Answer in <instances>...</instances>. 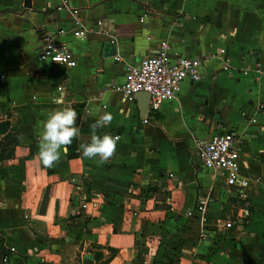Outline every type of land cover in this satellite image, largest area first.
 I'll use <instances>...</instances> for the list:
<instances>
[{"label":"crops","instance_id":"obj_1","mask_svg":"<svg viewBox=\"0 0 264 264\" xmlns=\"http://www.w3.org/2000/svg\"><path fill=\"white\" fill-rule=\"evenodd\" d=\"M23 1L0 0V120L17 138L0 162L8 264H82L85 254L91 264H264V0ZM160 39L201 58L203 76L142 123L135 101L122 103L113 87ZM47 40L74 66L38 60ZM65 106L78 112V154L62 150L48 168L42 125ZM105 112L113 119L97 134L120 140L99 164L79 146ZM222 131L234 134L245 205L198 157L197 143ZM94 192L98 206L81 209ZM198 197L205 223L184 215Z\"/></svg>","mask_w":264,"mask_h":264},{"label":"built area","instance_id":"obj_2","mask_svg":"<svg viewBox=\"0 0 264 264\" xmlns=\"http://www.w3.org/2000/svg\"><path fill=\"white\" fill-rule=\"evenodd\" d=\"M59 7L57 6V8ZM55 33H62V29L57 28ZM74 36H82V31L74 32ZM114 59L118 60V57L115 56ZM38 60L66 67H73L75 64L72 56L65 51L63 46L51 40H47L38 52ZM202 63L201 58L172 52L170 44L166 40L160 39L157 42L155 53L141 58L135 64L126 65L123 82L114 86L113 90L118 92L122 103L131 101L132 94L135 92L147 93V106L141 118V122L146 123L149 116L158 111L161 102L174 98L182 82H195L202 78ZM55 92L54 103L57 99H62V83L56 86ZM259 108H264V102L259 104ZM248 121L254 122L250 117ZM234 143L235 138L231 131L217 132L209 136L208 139L197 143V153L202 166L212 173L220 174L226 186L233 190L235 197L242 200L245 205L248 183L237 174L240 158ZM168 175L171 176V174ZM100 198L101 193L94 192L79 207L82 209L86 205H90L95 208L98 206ZM206 201V198L198 197L193 208L187 209L184 215L205 223ZM225 225L228 226L229 223H225ZM0 250V264H8V257L15 252L14 248L0 242Z\"/></svg>","mask_w":264,"mask_h":264},{"label":"clouds","instance_id":"obj_3","mask_svg":"<svg viewBox=\"0 0 264 264\" xmlns=\"http://www.w3.org/2000/svg\"><path fill=\"white\" fill-rule=\"evenodd\" d=\"M62 104V99L55 101ZM77 112L70 106L57 108L48 113L43 122L38 145V156L43 166L52 168L61 159V152L67 151V147L80 135V129L76 127ZM113 117L105 112L92 125L90 142L80 144L82 155L87 159H97V163H106L114 154L119 136L109 133L97 134L96 129L103 128L111 123Z\"/></svg>","mask_w":264,"mask_h":264},{"label":"trees","instance_id":"obj_4","mask_svg":"<svg viewBox=\"0 0 264 264\" xmlns=\"http://www.w3.org/2000/svg\"><path fill=\"white\" fill-rule=\"evenodd\" d=\"M76 127H78V112ZM16 144V135L9 130L8 122L6 120H0V162L10 159L13 156V150ZM65 154L67 158H74L77 156V138H75L67 147V151L65 152Z\"/></svg>","mask_w":264,"mask_h":264},{"label":"water","instance_id":"obj_5","mask_svg":"<svg viewBox=\"0 0 264 264\" xmlns=\"http://www.w3.org/2000/svg\"><path fill=\"white\" fill-rule=\"evenodd\" d=\"M29 6V0L23 1V7L27 8ZM132 100L135 101L139 116L142 117L145 113L147 106L148 95L145 92L139 91L132 94ZM82 264H91V257L88 254H85L81 258Z\"/></svg>","mask_w":264,"mask_h":264}]
</instances>
